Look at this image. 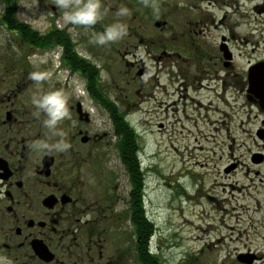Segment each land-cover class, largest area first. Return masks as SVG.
Wrapping results in <instances>:
<instances>
[{"label": "rangeland", "instance_id": "374dc122", "mask_svg": "<svg viewBox=\"0 0 264 264\" xmlns=\"http://www.w3.org/2000/svg\"><path fill=\"white\" fill-rule=\"evenodd\" d=\"M157 1L163 9L155 13L152 9L149 18L144 0H100L102 18L95 25L81 26L65 24L55 0H33L36 9L28 21L36 29H45L55 20L57 29H66L71 36L73 55L83 58L75 66L82 75L63 70L61 81L69 94L82 97L94 124L112 135L109 109L101 103L106 100L118 108L133 130L140 169L135 177L136 172L130 173V183L119 161L118 148L124 140L120 133V140L112 138L115 143H101L95 159L99 171L94 162L92 167L100 174L113 171L122 175L111 189L120 203L133 190L132 201L140 200L142 214L151 223L148 248L160 262L243 264L239 256L257 255L260 261L256 264H264V160L257 156L264 159V142L257 137L264 116L252 107L236 80L223 75L217 82L213 70L208 71L207 38L203 34L201 42L204 31H193L196 22L204 19L203 0ZM257 3L243 1V11L255 15V21L248 28L239 17L234 30L243 39L239 53L244 56L237 58L242 70L250 64L246 56L250 58L254 51L255 58L264 59V14L249 12ZM178 6L182 9L179 14ZM122 7L129 15L118 17ZM231 18L236 21L235 16ZM160 20L168 23L162 30L154 27ZM118 21L127 26L126 35L98 45L96 35ZM195 41L198 46L192 51L185 47ZM63 51L54 47L42 56L50 57L53 70H58ZM182 52L187 60L177 56ZM83 65L86 71L81 69ZM92 70L98 72L96 85L103 95L100 105L86 90ZM200 83L210 84V90L199 89ZM95 188L102 195L108 193L103 183ZM123 209L121 204L116 212ZM125 231L128 251H136L132 228L124 225ZM111 241L110 251L119 249L117 234Z\"/></svg>", "mask_w": 264, "mask_h": 264}, {"label": "flooded vegetation", "instance_id": "af4514ba", "mask_svg": "<svg viewBox=\"0 0 264 264\" xmlns=\"http://www.w3.org/2000/svg\"><path fill=\"white\" fill-rule=\"evenodd\" d=\"M243 1L203 0L204 19L196 22L193 31H204L199 39L202 42L203 34L207 38L204 42L206 66L209 72L213 70L216 74L215 80L222 81L223 75L236 80L252 107L264 116V103L257 92H250L249 84L250 71L264 67V59L255 58L257 52L254 51L250 58L246 56L250 64L245 70L237 60L244 56L239 53L243 39L240 40L238 31L234 32L239 17L248 28L255 21V15L250 17L243 11ZM255 1L258 3L249 12L264 14V0ZM153 2L158 10L163 9L159 1ZM153 2L148 0L149 4ZM47 5L57 12L50 3ZM35 9L33 0H0V264H162L156 253L138 251V246L145 242L143 235L146 233L142 230L139 235L136 222L146 217L141 215L140 200L132 201L133 190L120 203L119 196L111 189L112 186L116 188L115 183L122 179V175L113 171L100 174L92 167L93 162L95 167L101 143H115L112 138L120 140V134L116 129H112V135L101 131L94 124L82 97L69 94L61 81L60 72L63 70L82 75L74 64H81L83 58L68 55L67 44L71 36L66 29L59 31L55 20L50 21V27L45 29L31 25L28 16ZM146 9L149 18L152 17V8ZM176 10L178 14L182 11L179 6ZM157 23L163 25L157 27ZM167 24L160 20L154 27L162 30ZM54 33L59 39L52 38ZM53 42L66 47L58 70H53L50 57L42 56ZM177 44L173 47H178ZM197 46L196 41L185 44L191 51ZM183 52L177 56L187 60ZM33 75L39 79H33ZM199 80L203 81L202 77ZM209 86L200 83L199 89L210 90ZM91 88L86 84L92 97ZM57 90L68 98V118L55 129H49L43 124L47 117L31 101L33 96ZM108 114L114 128L110 110ZM257 137L264 142V120ZM60 140L67 145L62 151L56 147ZM118 154L124 176L129 177L130 183L128 153L121 152L119 147ZM257 156L263 162L262 155ZM100 183L107 194L102 195L95 188ZM121 204L125 209L116 212ZM124 225L132 228L136 251H128L125 245L127 233L122 232ZM115 234L120 239V246L110 251ZM254 257L256 264L260 256Z\"/></svg>", "mask_w": 264, "mask_h": 264}, {"label": "clouds", "instance_id": "9594fccd", "mask_svg": "<svg viewBox=\"0 0 264 264\" xmlns=\"http://www.w3.org/2000/svg\"><path fill=\"white\" fill-rule=\"evenodd\" d=\"M58 9L62 10V19L67 25L92 26L95 25L101 17L100 0H55ZM151 7L153 12L158 11L156 3H148L145 0V7ZM129 15V10L122 7L118 10L117 16L124 17ZM127 33V26L121 22L113 23L107 26L102 33H98L95 42L98 45H107L122 39ZM33 79H39L33 75ZM67 96L62 91L48 92L40 96H33L32 104L41 111L47 119L43 121L45 127L55 129L64 119L68 118ZM57 150H64L67 145L63 140L57 144Z\"/></svg>", "mask_w": 264, "mask_h": 264}, {"label": "trees", "instance_id": "16d2710c", "mask_svg": "<svg viewBox=\"0 0 264 264\" xmlns=\"http://www.w3.org/2000/svg\"><path fill=\"white\" fill-rule=\"evenodd\" d=\"M52 38L53 39H57V38L59 39V37H57L55 33L53 34ZM69 42H70V40L68 41V44H67V50L69 51L68 55L69 56H74L72 51H71V49H70L71 44ZM54 47H60V46H58L56 44V42H53L52 46L48 47V49H51V48H54ZM65 48L66 47H64L63 50ZM74 65L77 66V63H75ZM88 67H89V70H90L91 67L90 66H88ZM77 69H80V68H77ZM81 69L84 70V71L87 70L86 68H84V65H83V67ZM97 75H98V72L96 70L94 72L92 70V72L88 73V77L90 79L91 86H93L91 88L92 97L95 99V101L100 103L101 102V100H100L101 96L100 95H102V94L99 91V87L96 85V82L98 81L97 80V78H98ZM96 86H97V88H96ZM101 103L104 105L105 108H108L110 110V114L113 117L114 130L116 129V131L118 133L124 135V140L122 141L123 147L120 144V150L123 153H128V157H129L130 162H131L130 163L131 172L132 173L136 172V173L133 174V176L135 177L137 172H139L140 163H139L138 157H137L138 154L136 153V151H137V146H136L137 143L135 144L134 132L129 127L128 123H126V121L124 119V116L119 114V110H118V108L116 106H113L112 104L108 103L106 100H104V102H101ZM135 153H136V155H135ZM134 186H136V183L134 184ZM141 215H143V214H141ZM136 223L138 224L137 228H138L139 235L142 233V230H143V233L144 232L146 233L145 235H143L144 238H145V242H143L142 245L138 246V251H150L149 248H148V244H149L148 241H149V237H151V235H152L151 223L149 221H147L145 218L142 219V217H141V220L136 222ZM144 238H143V240H144Z\"/></svg>", "mask_w": 264, "mask_h": 264}, {"label": "water", "instance_id": "95a60500", "mask_svg": "<svg viewBox=\"0 0 264 264\" xmlns=\"http://www.w3.org/2000/svg\"><path fill=\"white\" fill-rule=\"evenodd\" d=\"M163 23H157V27H161ZM258 72V73H257ZM257 73V74H256ZM257 81H259L258 84ZM250 92H257L259 99L264 103V67L252 69L249 73ZM254 256L241 255L238 257V261L243 264H252L254 262Z\"/></svg>", "mask_w": 264, "mask_h": 264}]
</instances>
